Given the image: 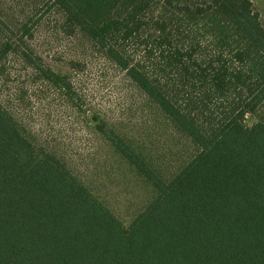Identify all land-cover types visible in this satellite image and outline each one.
<instances>
[{
    "label": "trees",
    "instance_id": "obj_1",
    "mask_svg": "<svg viewBox=\"0 0 264 264\" xmlns=\"http://www.w3.org/2000/svg\"><path fill=\"white\" fill-rule=\"evenodd\" d=\"M22 1L17 23L0 16V73L12 58L84 112L71 77L28 42L56 16L194 152L166 179L89 115L155 191L124 224L0 101V264H264V27L251 0Z\"/></svg>",
    "mask_w": 264,
    "mask_h": 264
},
{
    "label": "rangeland",
    "instance_id": "obj_2",
    "mask_svg": "<svg viewBox=\"0 0 264 264\" xmlns=\"http://www.w3.org/2000/svg\"><path fill=\"white\" fill-rule=\"evenodd\" d=\"M251 3L264 27V0ZM22 5V0H0L1 18L17 23ZM28 42L54 70L71 77L85 100L84 112L69 113L56 89L40 80L33 82L31 71L12 58L0 73V101L124 224L129 223L155 191L115 155L89 122V115L127 134L154 171L166 179L193 148L88 40L64 31L58 17L46 18Z\"/></svg>",
    "mask_w": 264,
    "mask_h": 264
},
{
    "label": "water",
    "instance_id": "obj_3",
    "mask_svg": "<svg viewBox=\"0 0 264 264\" xmlns=\"http://www.w3.org/2000/svg\"><path fill=\"white\" fill-rule=\"evenodd\" d=\"M94 118V117H93Z\"/></svg>",
    "mask_w": 264,
    "mask_h": 264
}]
</instances>
